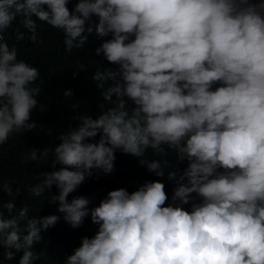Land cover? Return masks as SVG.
Here are the masks:
<instances>
[{"label":"clouds","instance_id":"obj_1","mask_svg":"<svg viewBox=\"0 0 264 264\" xmlns=\"http://www.w3.org/2000/svg\"><path fill=\"white\" fill-rule=\"evenodd\" d=\"M69 4L0 0V145L37 128L32 112L47 108L37 99L39 66L19 57L17 43H42L46 25L71 52L95 31L94 51L109 62L92 75L100 110L76 114L54 147L24 153L25 162L51 161L30 193L62 217L31 216L27 204L16 206L20 188L3 184L12 199L0 204V264H36L42 232L87 217L95 233L61 264H264V0ZM117 151L156 177L171 168V195L163 180L146 179L132 191L109 190L98 204L68 198L94 172L112 173Z\"/></svg>","mask_w":264,"mask_h":264},{"label":"trees","instance_id":"obj_2","mask_svg":"<svg viewBox=\"0 0 264 264\" xmlns=\"http://www.w3.org/2000/svg\"><path fill=\"white\" fill-rule=\"evenodd\" d=\"M74 2L75 0H70V8ZM39 35L42 43H33L25 39L17 43V48L21 59L39 66L40 77L36 83L41 91L37 99L41 104H46L47 108L43 112L33 110L31 118L37 122V128L23 134H14L5 144L0 145V204L12 199L3 191V184L8 182L13 185L14 191L16 187L20 188L16 198L17 207L27 204L31 216L57 214L62 217V214L57 212L56 204L49 203L44 197H34L30 193V185L37 182L40 173L52 170L51 161L25 162L24 153L32 147L41 151L45 146L54 147L59 143L57 140L59 133L66 130L70 123L73 126L78 123L75 120L76 114L87 112L95 115L100 110L99 104L104 98L92 80V75L101 64L108 66L109 62L94 51L101 43V38L95 31L88 34L84 48L71 52L65 51L62 32L45 25L39 30ZM6 39H9L10 43L15 42L11 31ZM78 63H83L86 67L74 75ZM67 89H72L71 96H64L63 93ZM115 155L112 173L97 176L94 172L70 193L68 198L84 195L89 197L93 204H98L109 190L126 187L132 191L146 179L163 180L166 192L171 195L174 182L167 177L171 168L165 170L164 177H156L131 154L117 151ZM168 158L174 166L180 168L184 166L177 163L174 156L170 155ZM59 167L61 165H57V168ZM52 191L54 194L58 193L55 187ZM96 228L90 217L85 218L83 224L77 228H72L61 218L54 226L42 232L44 238L34 245V250L40 253V259L36 264H61L72 249L79 246L80 238L85 235L92 236ZM3 260V249L0 248V261ZM4 264H16V260L6 261Z\"/></svg>","mask_w":264,"mask_h":264}]
</instances>
